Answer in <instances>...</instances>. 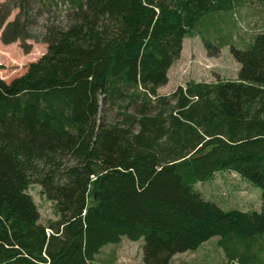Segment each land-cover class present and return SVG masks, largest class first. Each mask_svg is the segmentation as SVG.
I'll use <instances>...</instances> for the list:
<instances>
[{
    "label": "trees",
    "instance_id": "obj_1",
    "mask_svg": "<svg viewBox=\"0 0 264 264\" xmlns=\"http://www.w3.org/2000/svg\"><path fill=\"white\" fill-rule=\"evenodd\" d=\"M250 2L264 7V0L0 4L3 44L20 41L25 52L27 40L46 45L23 75L0 79V264H95L122 238L143 239L142 264H170L214 237L228 264H256L264 250V32L238 47L231 19ZM61 6L62 20L51 16ZM194 36L208 57L229 47L236 79L158 94ZM219 172L258 187L260 211H225L194 189ZM32 184L58 221L39 222Z\"/></svg>",
    "mask_w": 264,
    "mask_h": 264
},
{
    "label": "rangeland",
    "instance_id": "obj_2",
    "mask_svg": "<svg viewBox=\"0 0 264 264\" xmlns=\"http://www.w3.org/2000/svg\"><path fill=\"white\" fill-rule=\"evenodd\" d=\"M3 2L5 0H0V4ZM65 12L61 6L55 13L52 12L51 16H59L62 20ZM16 14L17 10H14L8 21H12ZM231 19L235 20L236 28L232 29V36L238 47L249 41L255 33L264 32V7L253 2L238 8ZM207 31L206 37L213 39L212 24L208 26ZM34 32L39 33L40 28L37 27ZM24 44L29 46L27 52L22 49L23 44L20 41L6 45L0 40V79L6 83L23 75L27 65L38 60L46 52V45L43 43L27 40ZM238 70L239 65L231 56L229 47H221L216 57H208L200 37L186 38L180 57L168 70L167 84L158 90V94L168 95L177 86H184L189 81L214 82L218 78L231 80L237 76ZM194 189L206 201L225 211L259 212L261 208V190L235 173H216L213 179L195 184ZM28 194L37 207L41 224L47 226L59 220L53 202L41 193L39 185H30ZM218 240L219 237L211 238L195 251L177 254L173 256L170 264H228L223 251L217 245ZM142 246L143 239L133 242L122 238L116 245L105 246L96 256L95 264H142ZM263 252L258 256L256 264H264Z\"/></svg>",
    "mask_w": 264,
    "mask_h": 264
},
{
    "label": "crops",
    "instance_id": "obj_3",
    "mask_svg": "<svg viewBox=\"0 0 264 264\" xmlns=\"http://www.w3.org/2000/svg\"><path fill=\"white\" fill-rule=\"evenodd\" d=\"M236 79V77L235 78H233V79H231V80H235ZM229 80V79H228Z\"/></svg>",
    "mask_w": 264,
    "mask_h": 264
}]
</instances>
